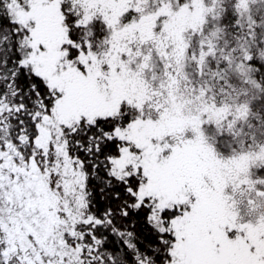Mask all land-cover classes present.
<instances>
[{
  "label": "snow or ice",
  "instance_id": "1",
  "mask_svg": "<svg viewBox=\"0 0 264 264\" xmlns=\"http://www.w3.org/2000/svg\"><path fill=\"white\" fill-rule=\"evenodd\" d=\"M0 264H264V0H0Z\"/></svg>",
  "mask_w": 264,
  "mask_h": 264
}]
</instances>
